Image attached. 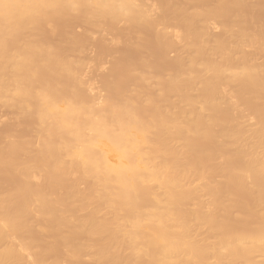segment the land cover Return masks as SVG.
I'll return each mask as SVG.
<instances>
[{"label": "bare ground", "instance_id": "1", "mask_svg": "<svg viewBox=\"0 0 264 264\" xmlns=\"http://www.w3.org/2000/svg\"><path fill=\"white\" fill-rule=\"evenodd\" d=\"M0 108V264H264V0H0Z\"/></svg>", "mask_w": 264, "mask_h": 264}, {"label": "rangeland", "instance_id": "2", "mask_svg": "<svg viewBox=\"0 0 264 264\" xmlns=\"http://www.w3.org/2000/svg\"><path fill=\"white\" fill-rule=\"evenodd\" d=\"M148 1V0H147ZM152 2V0H149V3H151ZM75 29L76 30H81V27H80V25L77 23V24H75ZM214 31H215V33L217 32L216 31V28L215 29H213ZM213 31V32H214ZM89 46V47H88ZM86 47H88L89 49H85V51L83 52V54H81V57L82 58H84L85 59V61H86V65H85V68L87 69V67H88V69L87 70H89V71H86V74L85 73H83V75L85 74V76H83V78H84V80H86V81H89V82H91L94 86H95V91L96 92H99V93H103L102 91H101V87L99 86V85H101V84H99L100 82H98L99 80H97V77H96V74H99V68L103 65V67L104 68H108V66H109V60L106 58L105 59V61L107 60V62H101L102 63V65H101V63L99 64L98 63V61L99 60H97L96 58H95V53H96V48L92 45H90V44H88ZM94 49V50H93ZM89 50V51H88ZM93 51V52H92ZM86 53V54H85ZM105 57V56H104ZM106 57H108L109 58V56L107 55ZM93 58V59H92ZM101 60H104V58L102 57V59ZM93 61V62H92ZM95 62V63H94ZM92 63V66H93V64H94V66L96 67V69H97V71H98V73H96L97 71H95L94 72V70H95V67H94V69H92L91 67H89V66H91L90 64ZM89 66H88V65ZM98 65H101L100 67H98ZM84 68V69H85ZM103 68V69H104ZM83 69V70H84ZM106 70V69H105ZM102 71V69H100V72ZM104 71V70H103ZM96 73V74H95ZM88 74V75H87ZM98 76V75H97ZM98 78H99V76H98ZM1 109V108H0ZM3 110H6V109H2L1 111H0V119H3L4 117H6L7 115H6V111H3ZM84 262V264H88V263H90L88 260H86V262H85V260L83 261ZM20 264H23V262H21Z\"/></svg>", "mask_w": 264, "mask_h": 264}]
</instances>
